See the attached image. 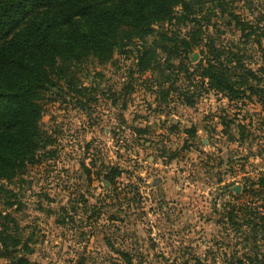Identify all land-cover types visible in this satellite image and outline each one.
Listing matches in <instances>:
<instances>
[{"label": "rangeland", "instance_id": "1", "mask_svg": "<svg viewBox=\"0 0 264 264\" xmlns=\"http://www.w3.org/2000/svg\"><path fill=\"white\" fill-rule=\"evenodd\" d=\"M241 8L264 15V0ZM209 14L216 25L200 36L219 34L256 70V49L226 15ZM200 27L158 25L107 63L72 64L47 94L40 131L53 153L0 197L4 227L29 242L32 264H228L243 252L222 215L264 177V106L256 93L243 103L206 91L190 75L202 47L184 60L167 51L165 33ZM146 51L150 69L140 73L136 56Z\"/></svg>", "mask_w": 264, "mask_h": 264}, {"label": "trees", "instance_id": "2", "mask_svg": "<svg viewBox=\"0 0 264 264\" xmlns=\"http://www.w3.org/2000/svg\"><path fill=\"white\" fill-rule=\"evenodd\" d=\"M242 3L243 0H0V197L12 194L4 183L21 179L53 153L47 150L48 142L42 140L40 121L47 94L65 79L68 68L93 61L107 63L117 47L145 41L158 25L190 21L201 26L200 32L186 37L171 39L172 33H165L166 40H174V46L167 51L184 60L195 47H202L204 62L190 75L200 78L199 83L207 85L206 91L243 103L248 93H256L264 106V15L241 14L238 10L244 9ZM214 9L230 19L229 24L240 32L241 44L251 45L259 53L262 63L256 70L245 63L250 57L247 51L223 45L219 34L200 36L215 27L209 14ZM136 57L138 71H148L149 52ZM108 181L112 184V180ZM247 192L250 200L229 203V212L222 215V222L237 234L236 245L241 244L243 251L235 250L228 264H264V177ZM10 205L12 208L16 204ZM7 218L0 211V258L9 264H32L27 257L32 253L29 242L4 227L3 220Z\"/></svg>", "mask_w": 264, "mask_h": 264}, {"label": "water", "instance_id": "3", "mask_svg": "<svg viewBox=\"0 0 264 264\" xmlns=\"http://www.w3.org/2000/svg\"><path fill=\"white\" fill-rule=\"evenodd\" d=\"M193 60L196 61V57L193 58ZM234 190H235V192H236L237 194H240V192H241V186H238V187L234 188Z\"/></svg>", "mask_w": 264, "mask_h": 264}]
</instances>
